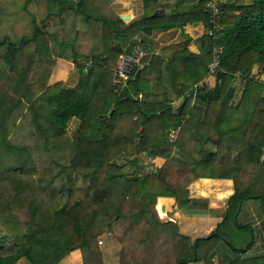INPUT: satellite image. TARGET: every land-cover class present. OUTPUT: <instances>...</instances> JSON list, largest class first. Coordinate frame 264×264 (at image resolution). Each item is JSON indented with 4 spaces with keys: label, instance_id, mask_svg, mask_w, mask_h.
Wrapping results in <instances>:
<instances>
[{
    "label": "trees",
    "instance_id": "1",
    "mask_svg": "<svg viewBox=\"0 0 264 264\" xmlns=\"http://www.w3.org/2000/svg\"><path fill=\"white\" fill-rule=\"evenodd\" d=\"M38 7L37 13L27 9V31L0 32V147L22 157L28 140L42 141L31 162L24 157L0 170V264H60L77 249L83 264H104L98 237L120 222L126 226L122 264H150L146 256L136 259L144 228L154 231L152 264H214L222 240L239 256L221 259L227 264H264V255L240 257L255 237L237 248L222 230L254 231L239 222L251 200L264 215V0H225L217 15L205 0H176L171 13L131 23L109 13L104 1L50 0ZM4 16L0 6V20ZM198 22L207 31L195 40L197 52L187 37L171 59L155 55L150 61L153 33L184 35L186 25ZM140 44L145 66L126 86L114 84L119 55ZM215 53L219 64L211 72ZM53 56L71 59L81 69L79 82L72 88L57 82L28 100L29 138L14 144L8 127L16 125L31 71L39 57ZM208 75L214 87L195 91ZM179 127L170 140V130ZM141 154L166 161L141 173ZM200 178L232 179L234 193L226 217L193 240L176 222H163L156 204L172 197L180 209L206 207L190 197L189 185Z\"/></svg>",
    "mask_w": 264,
    "mask_h": 264
},
{
    "label": "crops",
    "instance_id": "2",
    "mask_svg": "<svg viewBox=\"0 0 264 264\" xmlns=\"http://www.w3.org/2000/svg\"><path fill=\"white\" fill-rule=\"evenodd\" d=\"M104 1L105 7L109 13L120 16L126 23H131L141 19L145 15L154 14L159 11H164L169 14L174 11V3L176 0H98ZM191 3L190 1L187 2ZM124 16H128L124 18ZM207 31L204 22L189 23L182 30L176 34L160 31V33H153L152 42L155 47V55H160L166 59H171L174 52L180 47L187 44V37L189 38V48L195 52L198 51V45L195 40ZM150 58V59H151ZM80 62H85L89 65L88 59H78ZM264 77V74L262 75ZM81 77V69L75 65L71 59L64 57H39L38 64L34 70L32 79L37 82L36 94L41 93L43 88L57 82L63 83L65 87H74L78 84ZM213 76L210 75V78ZM44 82V83H43ZM212 84L211 89L215 85ZM41 91H40V90ZM176 101H180L176 100ZM141 154L140 157H146ZM173 157V155L171 156ZM161 161L163 165L166 158L157 156L149 159V162ZM160 165V166H161ZM158 165H155V167ZM190 197L196 204H207L206 207H198L193 209H180L178 202L172 197H159L157 200V207L161 206V213H157L163 222L174 221L179 227V231L183 234L190 236L193 240L209 235L227 215V203L231 195L234 193L232 179H213V178H200L193 181L189 185ZM242 223H250L258 230L259 239L262 242L255 243L251 252H241V259H253L256 256L264 255V215L260 203L256 200H251L243 205L239 214ZM217 258L229 260L223 254H215L213 260L217 264ZM74 261H73V260ZM20 264H27L21 261ZM60 264H83V258L79 249L70 253ZM193 264H204V262H195Z\"/></svg>",
    "mask_w": 264,
    "mask_h": 264
},
{
    "label": "rangeland",
    "instance_id": "3",
    "mask_svg": "<svg viewBox=\"0 0 264 264\" xmlns=\"http://www.w3.org/2000/svg\"><path fill=\"white\" fill-rule=\"evenodd\" d=\"M43 2L49 3L50 0H0V6H2L3 13H5L4 18L1 17V20H0V32L3 30H7L10 33H23L27 31L29 29V26L31 25L30 16L32 15V13H27V9H32L34 13H37L39 10L38 6ZM25 12L27 13V15L25 14ZM8 14H9V19L5 18ZM15 20L17 23L15 22ZM1 35L2 34L0 33V37ZM32 46L33 45H30L29 47H32ZM140 46L144 48L143 45L140 44ZM36 64H38V62ZM36 64L33 68V71H31V75H34ZM205 78L208 81L210 78V75L206 76ZM259 78L261 79L260 81H263L264 83V77H262V75H259ZM0 82L3 83L4 81L0 79ZM29 82L30 83L26 86L24 90V98H25L24 103L25 104L23 103L21 105V109L17 111V113L15 114L16 125L8 127L7 137L12 142L14 139H17L21 143H25L29 138V132L31 130L30 129L31 112L29 109L28 100H32L33 98H35L36 89L34 90V88H37V84L40 83V82H37L36 84V81L33 80L32 78L31 80H29ZM207 85H208V88L211 89L212 84H210L209 82ZM234 85H236V82L234 83ZM37 95H39V93ZM181 101L182 100L173 101L172 106L174 108H177L180 105ZM74 127L75 125L74 126L70 125V127L68 128V132L72 134V132L75 129ZM175 130L176 129L170 130V132H174ZM171 135H173V139H171V137L170 139L172 141L176 140L177 134L174 132ZM41 142L42 141L40 139L38 140L35 138L28 140L25 143V145L30 150L27 149V153L22 157L19 156V154H16L15 152H12V153L8 152L9 148L0 147V170L8 165L17 164L22 159L24 160V157L25 159L28 158L29 162H31L33 156L36 154V150H38L36 147V144L41 143ZM13 143L15 144L17 142H13ZM9 146H10V143H9ZM167 147L171 148V146L168 144H167ZM38 151L40 152L41 149H39ZM143 156H146V155H143ZM142 161L144 163V166L146 167L143 168L142 170H139V172L141 173L147 170L150 171L153 166L155 167V165H158V167L162 166L161 161H155L154 163L149 162V158L147 156L143 157ZM5 193L8 196V193L7 192ZM127 200H130V199H126V203H127ZM128 204L129 203H127V205ZM125 209H127V212H129L132 208L130 206H127L124 208V210ZM156 209L158 210V213L159 212L161 213V210H162L161 206H159L158 208L156 205ZM239 222H241V218L239 219ZM125 227L126 226L120 222L116 224L115 231H108L109 229H106L105 227L104 233L99 235L97 244H98V248L103 253L104 264H122L121 257H122L123 250L125 248L124 247L125 242L120 240V236L123 234ZM225 228L226 226L222 228L223 234H225V238L228 241H231L237 248H243V249L246 248V246L249 245V242L253 240V237L256 238L255 243L262 242V240L259 239L260 235L258 233V230L255 227H254L253 232L250 229H243V228H237V227H233L231 231L226 232ZM153 232L154 231L152 229H148V228H144L142 230L141 238L139 239V242H138V246L142 248V253L140 255H137L136 257V259L137 258L145 259V256H146L147 261L150 262V264H152V262L150 261L151 260V245L149 244V241L152 239ZM101 240L103 241L102 243H100ZM219 243H220L219 248L216 254L218 255L223 254L230 258L239 257L237 252L232 250V248L226 241L222 240V242H219ZM251 250L252 248H250L248 252H251ZM217 260H219L217 264H227L226 262L222 261L220 258H217ZM213 263H215V261H213ZM257 263L261 264V262H257Z\"/></svg>",
    "mask_w": 264,
    "mask_h": 264
},
{
    "label": "built area",
    "instance_id": "4",
    "mask_svg": "<svg viewBox=\"0 0 264 264\" xmlns=\"http://www.w3.org/2000/svg\"><path fill=\"white\" fill-rule=\"evenodd\" d=\"M224 1L225 0H205L206 10L213 13L214 15H217L221 12V7ZM145 56H147V52L140 45H135L129 50H126L123 53H121L119 55V60L116 65V68L114 69V73H115L114 84L120 86H126L129 76L145 66V61H144ZM218 64H219V57L217 53H215L213 61L209 65L210 71L213 72L218 67ZM204 84H208L206 78L203 82L196 84L194 86V90L196 91L198 88H202ZM179 129L180 127L174 131L177 135L179 133ZM174 132H170L169 135H171ZM170 137L171 139H173V135L169 136V138ZM102 242L103 241L101 240L100 243Z\"/></svg>",
    "mask_w": 264,
    "mask_h": 264
},
{
    "label": "water",
    "instance_id": "5",
    "mask_svg": "<svg viewBox=\"0 0 264 264\" xmlns=\"http://www.w3.org/2000/svg\"><path fill=\"white\" fill-rule=\"evenodd\" d=\"M128 16H124V18H127ZM150 61H152V58L150 59ZM141 71V69L140 70H138V73Z\"/></svg>",
    "mask_w": 264,
    "mask_h": 264
}]
</instances>
